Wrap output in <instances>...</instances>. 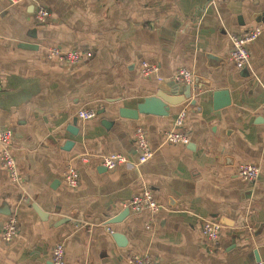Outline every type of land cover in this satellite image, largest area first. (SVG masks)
Masks as SVG:
<instances>
[{
  "label": "crops",
  "instance_id": "obj_1",
  "mask_svg": "<svg viewBox=\"0 0 264 264\" xmlns=\"http://www.w3.org/2000/svg\"><path fill=\"white\" fill-rule=\"evenodd\" d=\"M38 7L51 17L38 22ZM255 28L262 35L248 47L251 65L237 69L231 38ZM51 47L92 57L71 67L49 59ZM143 62L159 75L144 77ZM180 69L198 83H175ZM156 93L183 103L164 117L120 115ZM263 107L264 0H0V130L13 132L21 178L12 182L0 161V264H52L57 244L65 264H129L134 255L154 264L264 261ZM81 110L96 117L81 119ZM182 111L190 143L168 144ZM139 127L155 151L141 165ZM111 154L129 163L107 170ZM246 164L262 170L256 182L239 176ZM70 166L80 174L77 189L64 182ZM146 190L160 211L129 210L106 224ZM10 216L18 234L6 243ZM205 220L223 226L215 244L202 235ZM110 230L125 236V247Z\"/></svg>",
  "mask_w": 264,
  "mask_h": 264
},
{
  "label": "built area",
  "instance_id": "obj_2",
  "mask_svg": "<svg viewBox=\"0 0 264 264\" xmlns=\"http://www.w3.org/2000/svg\"><path fill=\"white\" fill-rule=\"evenodd\" d=\"M11 5H18L23 0H8ZM51 17V12L44 7H38L36 11V20L44 22ZM262 35L261 28H255L242 36H233L232 51L230 53V61L237 69H244L251 65V55L249 45L255 42ZM49 59H58L59 61L68 64L71 67H78L92 57L91 52L81 50L62 51L58 47H51L48 50ZM159 66L143 62L141 64V74L144 77L159 75ZM193 73L187 69H180L173 77V81L178 84L191 85L193 83ZM159 80H163L161 77ZM264 113V107H263ZM186 111H182L176 121L173 130L165 135L166 143L171 145H188L190 143L189 135L182 131L186 118ZM78 116L84 120H91L96 117L94 110H81ZM13 132L10 129L0 130V161L7 170L9 178L14 183H20L21 178L17 169L15 158L12 154ZM134 142L137 147L139 156V164H145L151 161L155 151L152 149L146 132L139 127L134 133ZM80 161L87 162V157H80ZM128 160L124 155L111 154L103 157V166L107 170H115L116 168L128 164ZM238 174L241 178L249 182H256L262 175V170L254 165H240ZM64 182L70 189H77L80 183L79 171L70 166L65 175ZM125 207L132 213H140L142 211H150L155 214L160 211L161 207L155 200L151 191H144L140 195L134 196ZM223 226L213 220H205L202 223V235L211 242L217 243L222 236ZM111 233L113 231L110 230ZM18 234V219L15 216H10L2 227V238L6 243H10ZM129 264H154L152 259L147 255H134L128 258ZM52 264H65V248L63 244H57L52 251ZM257 264H264L260 261Z\"/></svg>",
  "mask_w": 264,
  "mask_h": 264
},
{
  "label": "water",
  "instance_id": "obj_3",
  "mask_svg": "<svg viewBox=\"0 0 264 264\" xmlns=\"http://www.w3.org/2000/svg\"><path fill=\"white\" fill-rule=\"evenodd\" d=\"M209 59L215 60L213 55L208 56ZM198 78H194V83H198ZM180 103H183V100L174 98V97H166L162 93H156V95L146 98L144 102L138 105L137 109L135 110H122L120 111V115L124 118L128 119H138L140 114L143 115H155V116H168L169 114V106H177ZM72 142H68L66 144V149L68 150L69 147L72 146ZM34 210L38 213L41 219H46L47 214H45L39 207L33 206ZM130 214L129 209H126L121 214L113 217L107 221V225H115L121 223L124 219H126ZM112 238L120 247L126 246V238L121 233H112Z\"/></svg>",
  "mask_w": 264,
  "mask_h": 264
}]
</instances>
